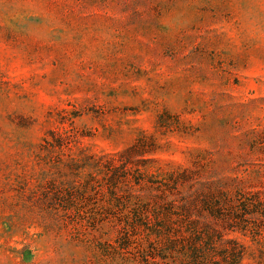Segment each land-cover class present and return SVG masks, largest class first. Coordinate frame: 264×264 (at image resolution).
Returning <instances> with one entry per match:
<instances>
[{"label": "rangeland", "instance_id": "1", "mask_svg": "<svg viewBox=\"0 0 264 264\" xmlns=\"http://www.w3.org/2000/svg\"><path fill=\"white\" fill-rule=\"evenodd\" d=\"M0 264H264V0H0Z\"/></svg>", "mask_w": 264, "mask_h": 264}]
</instances>
